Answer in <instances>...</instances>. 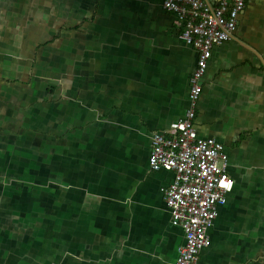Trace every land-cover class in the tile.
I'll list each match as a JSON object with an SVG mask.
<instances>
[{
	"label": "crops",
	"instance_id": "0c3cea01",
	"mask_svg": "<svg viewBox=\"0 0 264 264\" xmlns=\"http://www.w3.org/2000/svg\"><path fill=\"white\" fill-rule=\"evenodd\" d=\"M162 3L0 0V264H175L173 172L148 156L197 51ZM194 127L233 178L197 264H264V0L213 46Z\"/></svg>",
	"mask_w": 264,
	"mask_h": 264
},
{
	"label": "built area",
	"instance_id": "2783aa9c",
	"mask_svg": "<svg viewBox=\"0 0 264 264\" xmlns=\"http://www.w3.org/2000/svg\"><path fill=\"white\" fill-rule=\"evenodd\" d=\"M246 0H163V8L174 15L180 37L197 51L195 69L189 80V106L185 115L170 124L166 132L151 137L148 156L152 169L173 172L165 199L173 223L182 227L184 243L175 264H197L200 249L208 244L206 230L217 206L232 190L224 145L214 138H200L194 122L196 104L202 92V78L213 46L232 37Z\"/></svg>",
	"mask_w": 264,
	"mask_h": 264
},
{
	"label": "rangeland",
	"instance_id": "374dc122",
	"mask_svg": "<svg viewBox=\"0 0 264 264\" xmlns=\"http://www.w3.org/2000/svg\"><path fill=\"white\" fill-rule=\"evenodd\" d=\"M8 197H9V199H11L10 194H8ZM1 200H2V198H0V204H2V203H1ZM11 200H12V199H11Z\"/></svg>",
	"mask_w": 264,
	"mask_h": 264
}]
</instances>
